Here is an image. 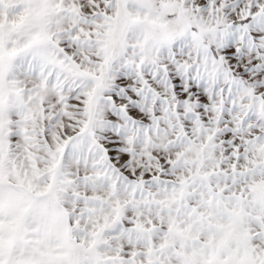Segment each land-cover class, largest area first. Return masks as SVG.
Wrapping results in <instances>:
<instances>
[{
    "label": "snow or ice",
    "instance_id": "6c2138e0",
    "mask_svg": "<svg viewBox=\"0 0 264 264\" xmlns=\"http://www.w3.org/2000/svg\"><path fill=\"white\" fill-rule=\"evenodd\" d=\"M0 264H264V0H0Z\"/></svg>",
    "mask_w": 264,
    "mask_h": 264
}]
</instances>
